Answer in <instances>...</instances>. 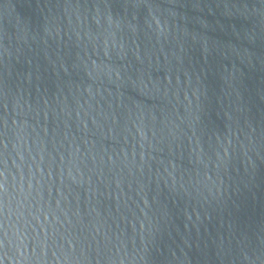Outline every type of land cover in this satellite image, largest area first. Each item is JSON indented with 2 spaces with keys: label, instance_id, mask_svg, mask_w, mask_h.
Listing matches in <instances>:
<instances>
[{
  "label": "water",
  "instance_id": "water-1",
  "mask_svg": "<svg viewBox=\"0 0 264 264\" xmlns=\"http://www.w3.org/2000/svg\"><path fill=\"white\" fill-rule=\"evenodd\" d=\"M0 264H264V0H0Z\"/></svg>",
  "mask_w": 264,
  "mask_h": 264
}]
</instances>
